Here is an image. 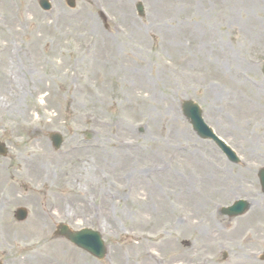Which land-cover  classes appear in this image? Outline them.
I'll use <instances>...</instances> for the list:
<instances>
[{
	"label": "rangeland",
	"instance_id": "obj_1",
	"mask_svg": "<svg viewBox=\"0 0 264 264\" xmlns=\"http://www.w3.org/2000/svg\"><path fill=\"white\" fill-rule=\"evenodd\" d=\"M49 2L0 0V264H264V0ZM59 224L99 231L107 256Z\"/></svg>",
	"mask_w": 264,
	"mask_h": 264
},
{
	"label": "water",
	"instance_id": "obj_2",
	"mask_svg": "<svg viewBox=\"0 0 264 264\" xmlns=\"http://www.w3.org/2000/svg\"><path fill=\"white\" fill-rule=\"evenodd\" d=\"M41 6L45 8L46 3L41 1ZM140 10L141 9L139 7V11ZM184 109H185L186 116L191 119L193 128L202 137L212 138L209 129H207L206 126L203 125L200 119V113L197 110V108H195L194 106L190 104H185ZM54 140H55V146H59V143H60L59 137H55ZM3 153H4V148L2 145H0V154H3ZM225 153L228 155V157L231 156L229 151L226 150ZM245 209H246L245 203L242 201H239L235 203L232 207L223 210V212L230 216H236V215L242 214L245 211ZM17 214H18V219L20 220L24 219L26 216V213L24 210H19ZM58 234L60 236H64L65 238H67L69 241H71L78 247L88 251L89 253H91L92 255L96 256L99 259H101L105 253L103 242L100 239V236L91 230L85 229V230H81L79 232L73 233V232H70L65 226H60Z\"/></svg>",
	"mask_w": 264,
	"mask_h": 264
},
{
	"label": "bare ground",
	"instance_id": "obj_3",
	"mask_svg": "<svg viewBox=\"0 0 264 264\" xmlns=\"http://www.w3.org/2000/svg\"><path fill=\"white\" fill-rule=\"evenodd\" d=\"M211 172H218V173H221L222 171L219 170V169H215V168H211L210 169ZM203 178V177H202Z\"/></svg>",
	"mask_w": 264,
	"mask_h": 264
}]
</instances>
